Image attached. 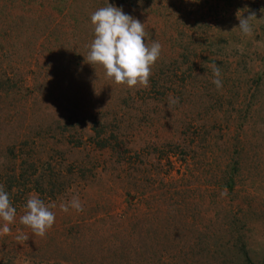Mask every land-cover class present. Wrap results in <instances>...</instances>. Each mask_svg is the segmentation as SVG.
I'll return each instance as SVG.
<instances>
[{"label": "rangeland", "instance_id": "obj_1", "mask_svg": "<svg viewBox=\"0 0 264 264\" xmlns=\"http://www.w3.org/2000/svg\"><path fill=\"white\" fill-rule=\"evenodd\" d=\"M108 3L162 45L148 87L84 58ZM0 184V264H264V0H0Z\"/></svg>", "mask_w": 264, "mask_h": 264}, {"label": "clouds", "instance_id": "obj_2", "mask_svg": "<svg viewBox=\"0 0 264 264\" xmlns=\"http://www.w3.org/2000/svg\"><path fill=\"white\" fill-rule=\"evenodd\" d=\"M254 17L255 13L249 14L247 18L237 15L239 26L236 28L245 36L252 35L251 21ZM91 24L94 39L88 45L87 56L84 57L87 63L102 66L107 78L116 84H125L129 88L137 85L148 87L151 69L160 58L162 45L156 40L150 45L145 42L148 36L145 24L109 3L91 14ZM212 72L215 77L212 83L217 89L222 88L219 66L213 64ZM178 102L179 99L176 98L169 106ZM69 206L78 212L83 211L78 196H73L70 204H61L60 210L67 213ZM54 207L55 205H46L38 196L30 195L20 223L31 228L34 235L43 237L55 223L56 215L51 210ZM15 217L16 208L12 206L4 185L0 184V221H3L0 235L10 234V225ZM23 238V235L16 237L18 240Z\"/></svg>", "mask_w": 264, "mask_h": 264}, {"label": "trees", "instance_id": "obj_3", "mask_svg": "<svg viewBox=\"0 0 264 264\" xmlns=\"http://www.w3.org/2000/svg\"><path fill=\"white\" fill-rule=\"evenodd\" d=\"M241 250L244 252V249H243V248H242ZM243 254H244V256H245V253H243Z\"/></svg>", "mask_w": 264, "mask_h": 264}]
</instances>
